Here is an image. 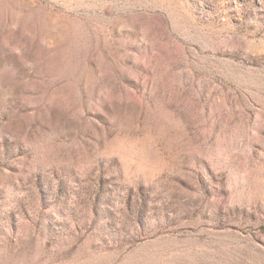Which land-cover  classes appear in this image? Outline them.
Returning <instances> with one entry per match:
<instances>
[{"label":"rangeland","instance_id":"374dc122","mask_svg":"<svg viewBox=\"0 0 264 264\" xmlns=\"http://www.w3.org/2000/svg\"><path fill=\"white\" fill-rule=\"evenodd\" d=\"M0 264H264V0H0Z\"/></svg>","mask_w":264,"mask_h":264}]
</instances>
